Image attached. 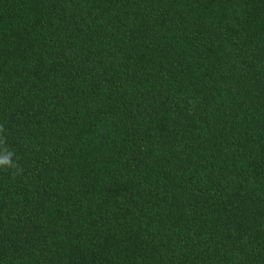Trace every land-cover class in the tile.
Segmentation results:
<instances>
[{
  "label": "trees",
  "instance_id": "trees-1",
  "mask_svg": "<svg viewBox=\"0 0 264 264\" xmlns=\"http://www.w3.org/2000/svg\"><path fill=\"white\" fill-rule=\"evenodd\" d=\"M0 264H264V0H0Z\"/></svg>",
  "mask_w": 264,
  "mask_h": 264
},
{
  "label": "clouds",
  "instance_id": "clouds-1",
  "mask_svg": "<svg viewBox=\"0 0 264 264\" xmlns=\"http://www.w3.org/2000/svg\"><path fill=\"white\" fill-rule=\"evenodd\" d=\"M3 126L0 125V132H2ZM14 156V152L10 151L7 147L3 148V151L0 152V168H15L17 171H22L16 164H14L12 157Z\"/></svg>",
  "mask_w": 264,
  "mask_h": 264
}]
</instances>
